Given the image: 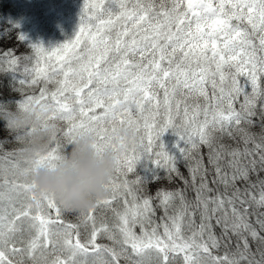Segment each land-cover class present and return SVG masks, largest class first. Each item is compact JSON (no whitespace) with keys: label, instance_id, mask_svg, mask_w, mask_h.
Segmentation results:
<instances>
[{"label":"snow or ice","instance_id":"snow-or-ice-1","mask_svg":"<svg viewBox=\"0 0 264 264\" xmlns=\"http://www.w3.org/2000/svg\"><path fill=\"white\" fill-rule=\"evenodd\" d=\"M30 47L34 57L0 52V71L20 85L18 107L40 105L64 125L34 163L57 159L80 130L94 132L98 148L118 124L138 140L117 155L108 195L80 213L91 226L85 242L54 198L30 195L32 164L15 149L0 155V264H264V0H83L70 40ZM41 84L38 95L24 92ZM169 129L174 150L161 140ZM8 165L23 179L9 180ZM174 178L184 187L147 194Z\"/></svg>","mask_w":264,"mask_h":264},{"label":"clouds","instance_id":"clouds-1","mask_svg":"<svg viewBox=\"0 0 264 264\" xmlns=\"http://www.w3.org/2000/svg\"><path fill=\"white\" fill-rule=\"evenodd\" d=\"M47 116L48 112L40 105L21 109L17 105L9 107L6 101L0 102V122L4 130L20 134L19 158L32 164L24 177L30 185V195L36 200L48 195L65 211L84 212L108 195L106 185L116 157L138 140V133L134 126L118 124L111 143L98 148L95 133L80 130L57 159L36 164L34 162L45 156L54 142L62 139L60 122ZM26 130L31 131L24 134Z\"/></svg>","mask_w":264,"mask_h":264},{"label":"trees","instance_id":"trees-1","mask_svg":"<svg viewBox=\"0 0 264 264\" xmlns=\"http://www.w3.org/2000/svg\"><path fill=\"white\" fill-rule=\"evenodd\" d=\"M24 0H0V52L7 51L8 49H13L16 56H29L34 57L33 50L30 47V43L25 37L23 41H19L17 39L18 34H22V26H20L19 18L21 15V12L23 10H26L23 5ZM51 2H44V5H51ZM42 7V8H43ZM42 11V10H41ZM40 16H42V13H40ZM23 35V34H22ZM27 63L29 67H32L35 63V60L32 61H22L21 62V70L24 67V64ZM43 84L36 86L35 88H24V92L26 94H39V88L42 87ZM20 85L18 83H13L11 78V73H6L4 71H0V102L6 101L8 102V106L11 108H14L16 106V101L21 99V93L19 91H14V88H19ZM54 86L49 84V90H51ZM162 95V93H161ZM63 127L64 125L61 124ZM253 132L259 133L260 128L259 126H256L252 129ZM12 133L6 132L3 127V123L0 122V142L2 141H10L2 143V146H0V155H2L4 152L12 151V150H18L19 148V142H16L13 140ZM171 135V136H169ZM169 136V137H168ZM174 136L171 129L166 131L164 135L161 137V140L164 142L165 146L169 150H174L173 145L176 143L174 140H171ZM176 137V136H175ZM177 139V137H176ZM228 143H233L232 141H227ZM54 146V143L51 145ZM206 149H202V152H206ZM205 163H207L205 158ZM180 171L183 173L185 177H188V170L186 167H184L183 164L180 165ZM163 176V173H161ZM261 177L264 178V173L261 174ZM129 179H134V176L129 174ZM211 176H209V180H211ZM253 180L256 179L255 176L252 177ZM215 187L214 185H210ZM183 188V182L179 178H174L172 182H169L167 179H161L155 183H150L146 186V192L148 195L155 196L158 189H165V190H175L176 188ZM222 190V189H221ZM255 191V190H254ZM194 195L191 191L188 192L189 198H191ZM154 204L156 201L153 202ZM121 205L117 202H113V207H120ZM260 211H264V209H260ZM95 213H98L100 215H96V217L99 219L101 215H104L109 223H112L114 220V215L111 212V210H105V209H97ZM163 215L162 211L157 209L156 216L154 218L155 224H161L160 217ZM80 216V213L78 212H68L62 209V219L67 223L72 224H78L79 225V232L80 236L87 234L91 230V226L80 223V220L78 217ZM197 223H199V218L197 216ZM162 228H159V230ZM217 235H219L220 229H215ZM189 230L187 228L184 229L185 235H190ZM97 241H103L104 243L108 244L110 241L107 239H102L98 237ZM84 242V241H82ZM230 248H234V241L231 245H229ZM255 245H253V248ZM228 250L224 247H221L219 250H213V253L215 255H223V253ZM181 259L178 258L177 264L181 263ZM123 264V261L121 262Z\"/></svg>","mask_w":264,"mask_h":264},{"label":"rangeland","instance_id":"rangeland-1","mask_svg":"<svg viewBox=\"0 0 264 264\" xmlns=\"http://www.w3.org/2000/svg\"><path fill=\"white\" fill-rule=\"evenodd\" d=\"M44 2H51L52 4L43 7ZM23 5L26 10L21 12L18 22L22 26L23 36L27 38L31 45L38 44L45 49H51L73 37L79 25L83 0H24ZM40 13H42V16H40ZM171 140L177 141L175 135ZM7 175L9 180L23 179L14 174L11 165H8ZM6 205L7 202L5 201ZM52 215L54 216V213ZM95 215L100 214L95 213ZM21 223L27 228V221H22ZM160 228L162 229L158 231L162 234L163 227ZM90 231L80 236L81 241L85 242L88 239ZM135 231L139 234V227ZM28 236L29 234L26 231L24 238L28 239ZM104 239L106 240V238ZM97 243L104 244L102 241H97ZM180 259L182 260V258ZM89 261H91V257H89ZM180 264H183V261Z\"/></svg>","mask_w":264,"mask_h":264}]
</instances>
